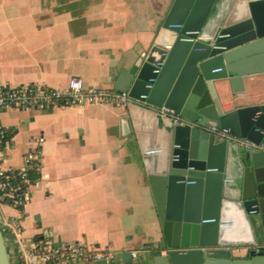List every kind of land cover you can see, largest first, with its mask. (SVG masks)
<instances>
[{"label": "crops", "instance_id": "crops-1", "mask_svg": "<svg viewBox=\"0 0 264 264\" xmlns=\"http://www.w3.org/2000/svg\"><path fill=\"white\" fill-rule=\"evenodd\" d=\"M237 1L219 0L213 22L232 16ZM172 2L0 0V83L62 87L79 78L86 87L116 90L120 73L153 45ZM245 84L256 99L251 101L264 99V72ZM12 114H0L13 134L8 154L15 163L8 164L18 168L35 142L41 146L42 169L32 176L38 187L30 190L21 220L24 238L86 244L121 256L144 246L161 249L147 175L168 155L166 116L140 102L21 111L25 116L16 120ZM154 148L163 151L147 156ZM242 226L248 238V226Z\"/></svg>", "mask_w": 264, "mask_h": 264}, {"label": "water", "instance_id": "water-1", "mask_svg": "<svg viewBox=\"0 0 264 264\" xmlns=\"http://www.w3.org/2000/svg\"><path fill=\"white\" fill-rule=\"evenodd\" d=\"M218 1L173 0L153 45L119 75L117 92L181 123L164 116L168 155L147 175L161 249L118 264H264V153L207 130L264 138V99L251 101L245 84L264 72V0L237 1L214 23ZM12 240L0 222V264H15Z\"/></svg>", "mask_w": 264, "mask_h": 264}, {"label": "built area", "instance_id": "built-area-1", "mask_svg": "<svg viewBox=\"0 0 264 264\" xmlns=\"http://www.w3.org/2000/svg\"><path fill=\"white\" fill-rule=\"evenodd\" d=\"M157 73V71H155ZM137 102L127 93L116 90H107L98 87H86L79 78H72L66 86L52 87L45 84H27L20 87H10L0 83V114L8 110L36 111L52 108H82L86 105H112L116 107H128ZM158 112L172 119L173 125H179L180 119L173 112L162 107ZM207 130L218 136L220 140H226L240 147L257 150L264 153V138L259 144L247 139H239L231 136L227 130L216 127H208ZM28 149L22 156V163L18 168L8 164V152L13 147L12 131L0 122V204L6 205L19 214V218L0 219L1 225L7 235L13 237L10 241L11 252L15 264H84L104 262L115 264L121 260V254L111 249H98L86 244L64 243L54 245L44 237L26 239L23 237L21 220L24 209L29 199L31 189L38 187V182L32 176L39 174L42 169L39 156L41 146ZM156 249H158L156 247ZM150 246H144L139 250L130 252L131 259L138 261L141 257L156 250Z\"/></svg>", "mask_w": 264, "mask_h": 264}, {"label": "rangeland", "instance_id": "rangeland-1", "mask_svg": "<svg viewBox=\"0 0 264 264\" xmlns=\"http://www.w3.org/2000/svg\"><path fill=\"white\" fill-rule=\"evenodd\" d=\"M8 111H10L11 113H14V115L12 116V118L14 119V120H16V119H19L20 117H24L25 115H21L20 114V110H16V109H14V110H8ZM2 123V122H1ZM3 124V123H2ZM13 156V155H12ZM12 156H11V153H9L8 155H7V157H8V159H13V161L11 160V162L10 163H15V159L14 158H12ZM17 212L15 211V210H13V209H11V208H9L8 206H6V205H3V204H0V219L1 220H3L4 218H6V217H10V216H13L14 214H16ZM18 214V213H17ZM8 215V216H7ZM14 258V257H13Z\"/></svg>", "mask_w": 264, "mask_h": 264}, {"label": "trees", "instance_id": "trees-1", "mask_svg": "<svg viewBox=\"0 0 264 264\" xmlns=\"http://www.w3.org/2000/svg\"><path fill=\"white\" fill-rule=\"evenodd\" d=\"M16 264H18V263H16Z\"/></svg>", "mask_w": 264, "mask_h": 264}]
</instances>
